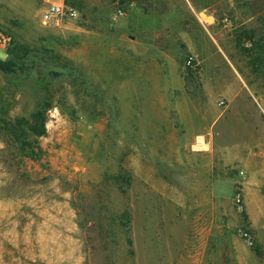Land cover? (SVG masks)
<instances>
[{"label": "rangeland", "instance_id": "obj_1", "mask_svg": "<svg viewBox=\"0 0 264 264\" xmlns=\"http://www.w3.org/2000/svg\"><path fill=\"white\" fill-rule=\"evenodd\" d=\"M58 1L0 0L7 119L53 96L36 159L0 132V264H264V0Z\"/></svg>", "mask_w": 264, "mask_h": 264}, {"label": "trees", "instance_id": "obj_2", "mask_svg": "<svg viewBox=\"0 0 264 264\" xmlns=\"http://www.w3.org/2000/svg\"><path fill=\"white\" fill-rule=\"evenodd\" d=\"M65 4L67 6L71 5L67 2H65ZM14 49H16V52L22 53L25 50L23 47L17 46ZM190 64H194V61L189 60V65ZM24 71L25 69L21 67V64L16 62L15 59H0V73L11 86H16L18 84V78L15 77H19ZM49 83L50 78L46 76L35 82L32 91L37 95V90L41 89L43 95L36 96V105L28 117L18 118L15 122L7 119L8 103L0 101V132L2 135L6 136L8 140L16 143L19 149L25 153V156L30 159H36L38 157L34 150V145H36L38 138L46 134L47 111L51 107L53 101V96L48 92ZM36 148L39 149L38 145ZM25 150L26 152H24ZM252 250L258 258L264 259V249L257 242L256 238H254Z\"/></svg>", "mask_w": 264, "mask_h": 264}, {"label": "built area", "instance_id": "obj_3", "mask_svg": "<svg viewBox=\"0 0 264 264\" xmlns=\"http://www.w3.org/2000/svg\"><path fill=\"white\" fill-rule=\"evenodd\" d=\"M118 15H123L122 10H117ZM78 16V12L75 8L67 6L62 0L58 2L50 3L42 12L41 14V24L44 27L49 28H59L63 26L67 20L75 19ZM0 39L2 40V45H5L8 40L3 38L0 33ZM264 114V110H263ZM239 196H236V201L240 203ZM241 236L243 237L245 243L249 247L254 246V237L252 236L251 232L247 230L241 231Z\"/></svg>", "mask_w": 264, "mask_h": 264}, {"label": "bare ground", "instance_id": "obj_4", "mask_svg": "<svg viewBox=\"0 0 264 264\" xmlns=\"http://www.w3.org/2000/svg\"><path fill=\"white\" fill-rule=\"evenodd\" d=\"M205 147L206 146L204 145L202 138H198V141H197V144L195 145V148H197V149H203Z\"/></svg>", "mask_w": 264, "mask_h": 264}, {"label": "crops", "instance_id": "obj_5", "mask_svg": "<svg viewBox=\"0 0 264 264\" xmlns=\"http://www.w3.org/2000/svg\"><path fill=\"white\" fill-rule=\"evenodd\" d=\"M257 242L263 247L264 249V239L262 237L257 236ZM254 253V252H253ZM256 256V255H255ZM257 257V256H256ZM258 258V257H257ZM260 259V258H259Z\"/></svg>", "mask_w": 264, "mask_h": 264}, {"label": "water", "instance_id": "obj_6", "mask_svg": "<svg viewBox=\"0 0 264 264\" xmlns=\"http://www.w3.org/2000/svg\"><path fill=\"white\" fill-rule=\"evenodd\" d=\"M200 15L205 19V17L207 18V16L205 15V13H200ZM205 20H209V21H211V18H207V19H205Z\"/></svg>", "mask_w": 264, "mask_h": 264}]
</instances>
